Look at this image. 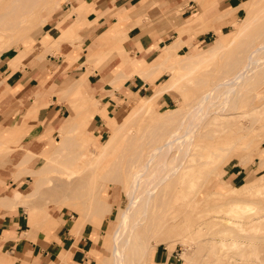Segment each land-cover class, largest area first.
Returning <instances> with one entry per match:
<instances>
[{"label": "bare ground", "instance_id": "6f19581e", "mask_svg": "<svg viewBox=\"0 0 264 264\" xmlns=\"http://www.w3.org/2000/svg\"><path fill=\"white\" fill-rule=\"evenodd\" d=\"M39 1L0 0V38L19 31L24 23L34 16L39 23H43L48 18L38 13L40 11L38 9L46 8L49 2L54 4L53 7H59V0H42L38 3ZM243 7L246 14L239 26L232 31L231 39L227 43H223L218 37L199 52L195 54L186 52L179 61L169 65H166L167 61L183 46L182 34L168 45L163 57L158 55L151 61L143 60L142 66L133 70L128 64V59L138 50H131L126 46L127 32L119 30L121 33L117 38L121 45L118 49L120 53L128 54L127 59L123 61L127 73L136 72L146 79L154 72L168 70L169 80L158 86L157 90L153 89L148 96L139 97L131 106L135 107L134 116L140 113L142 115L135 120L137 127L134 122L125 125V128L121 123L124 112L131 107H122L112 114H106L105 123L110 132L108 131L109 136L102 143L87 133L88 129L84 130L90 127L89 123L94 114H100L95 106L94 112H87L85 109L72 111L58 125L57 145L61 148H58L57 152L65 153L72 164L66 170H60V176L53 177V180L58 181L53 186V191H56L57 187L59 189L74 187L73 191L88 196L87 200H82L84 209L76 217L72 230L78 232L88 221L90 213L111 211L108 202L97 198L102 186L91 190L90 182L83 181L86 170L101 172L103 182L108 177L121 185V200L120 204L115 206L116 220L112 225L108 245L110 255L107 262L110 264H148L147 260L151 258L154 247L159 243L163 242L170 246L177 244V240L182 243L188 241L187 236L180 230L185 224V219L177 221L175 217L177 215L175 201L177 195H180L179 191L184 188L185 195L195 200L202 193L204 176L213 172L215 175L219 174L222 160L239 148L250 146L253 138H248V135L253 130L254 123L262 121L260 129H264V0H246ZM222 17L220 15L217 19ZM211 26L213 25L208 23L203 29ZM38 48L39 46L36 47ZM37 56L41 55L37 52L35 58ZM34 61L35 59L32 62ZM194 81L200 85H196L199 88L190 97L184 91L181 92L184 101H181L178 107L169 108L170 113L159 121L150 125L146 122L160 96L192 87L194 85L190 84ZM182 82L186 84L181 85ZM82 86V80L76 79L71 83V90L78 89V94H81L84 92L81 90ZM118 87L113 86L114 89ZM45 104L33 101L30 106L37 108L38 111ZM246 117L250 118V122L244 124L241 119ZM122 128L124 132H121ZM75 131L82 136L78 141L82 148L78 151L65 152L67 142L71 143L70 139L73 138V136L68 138L67 135ZM151 139H154V142L149 150L142 148L133 151L134 156H126L125 144ZM0 144L2 145L1 141ZM108 146L111 147L105 151V147ZM1 150L0 166L12 160L7 152L8 147L6 151ZM101 154L104 155L99 159ZM259 166L263 167L264 162L261 161ZM39 172L40 168H35L28 173L34 175ZM125 176L126 185L122 181ZM49 180L43 177L35 178L33 187L24 194V198L32 197ZM254 189L258 195L264 193V185L242 186L233 192L241 191L247 194ZM226 191L229 190L218 184L215 191L205 198L220 196ZM231 201L226 212L236 218H225L226 223L231 224V228L238 229H243L246 224L254 231H258L264 222V214L251 216L248 212L254 210L257 202L250 201V198ZM46 218L51 219L52 216L48 213ZM229 231L232 232L231 229ZM179 235L180 237L176 238ZM220 240L222 246L229 243L236 246L246 241L239 240L234 235ZM255 250L253 247V251ZM183 256L187 258V254Z\"/></svg>", "mask_w": 264, "mask_h": 264}, {"label": "rangeland", "instance_id": "374dc122", "mask_svg": "<svg viewBox=\"0 0 264 264\" xmlns=\"http://www.w3.org/2000/svg\"><path fill=\"white\" fill-rule=\"evenodd\" d=\"M81 1L88 5L86 1ZM81 1L66 12L67 14H75L76 22L67 29L62 30L61 36L57 38L50 36L48 33L46 34L45 30L48 28L49 21H51L53 18L55 19V16L61 12L63 7L64 10H66V7L63 5V0H59V7L57 8L53 7L54 4L52 2H49L46 8L38 9L40 10L38 13H41L42 15H45L46 18H48L43 23H39L36 16H32L33 18L28 20L27 23H24V26H22L19 31L16 30V32H12L10 36H4V38H0V71L4 70L6 67L12 71L16 69L22 70L23 66L25 65L31 66L36 64L38 60L42 59L46 53H55L58 43L64 39L70 38L73 35V30L75 27H77L80 14L84 12L83 9H81V11L79 9V4ZM245 1L246 0H242L240 4L232 10L227 9L228 11L225 10L223 12L222 16H228V18L232 17L230 20H226V18L225 20H221L222 24L226 26H224V29L220 30V26H215L216 33L202 43L191 45L189 43L187 44V42H184L183 44L185 45L181 47L179 52L174 57L167 61L166 65L176 63L185 55L186 52H191L194 54L199 52L201 49L213 43V40L217 39L218 37L221 39V41H223V43H227L231 39L233 34L232 31H234V29L239 26V23L246 14L243 7ZM41 2L42 0H40L38 3ZM19 3H21V1ZM153 5H156L157 13H139L137 17L134 16L136 23H140L143 18L145 19L146 23L148 24V28L145 29V31H150L153 25L159 23H164V25L166 24V28L177 30L178 27H175L176 24L179 22L182 23L185 20L183 18L181 19L180 11H177V16L173 18V15L160 14V5ZM230 8L231 7H229V9ZM32 11H35V9H32ZM117 18L120 20L119 28L122 30L127 29L123 28L124 21L128 19L126 12H122L121 14L118 13ZM189 30L191 29H188L187 31ZM193 30V33H198L197 30ZM190 32L192 31L184 33ZM119 33L121 32L119 31L114 35L108 34L102 38L103 47L105 49H110L111 54L121 58L120 64L111 71V76L108 79L112 86H120L116 84L119 79L122 80L120 81L122 83L127 78H131L133 73H136L133 72L128 74L125 68L121 67L123 65V61H125V58L122 57L123 55L120 53L119 49L117 48V43L115 42V39ZM37 46H39L38 49H36ZM36 51L41 56H37L35 58V55L37 54ZM90 57L91 56L89 53L85 61L87 70H89L88 66H92L93 69H101L112 60L102 59L96 60L93 63ZM34 59L36 62H32ZM217 59L219 60V58ZM104 61L107 62L104 63ZM165 73L166 74H163L159 80L160 85L170 78L168 70H166ZM0 74V83H2L3 81L1 76L4 73L1 72ZM159 74H161V72ZM138 75L143 78L142 75ZM85 76L86 74L77 79L83 81ZM210 78L211 77H208V79ZM184 84L186 83H181V85ZM190 85L194 86L187 87L184 90L177 91L175 93H166L160 96L154 104V110L151 111L152 115L146 119V122L150 125L153 122L162 119L164 115L170 113L169 108H176L181 101H184L181 92L184 91V93H187L190 97L193 92L199 88L196 85L200 84L197 81H194ZM6 89L7 87L3 88V86L0 85V141L2 143V145L0 144V150L2 148L4 150L1 151H6L5 149L8 147L9 150H7V152H9L12 160L9 163H5L4 165L0 166V169L2 171L11 173V177L13 178V181H15L14 187H20L23 194L27 193L33 187V181L35 178L43 177L44 179H50L47 183L43 184L40 190L35 192L32 197L25 198V202H28V205L31 209H37L38 213L44 209L53 217H59L64 213L68 214L69 219L66 225L67 227H70L69 225H72V223H74L76 220V217H78L79 214L83 212L84 204L82 200L86 199L88 196L85 194L81 195V192L73 191L74 187H67L66 189H59V187H57V190L53 191V186H55V184L58 182L55 179L53 180V177L59 175L60 170H66L68 166L72 164V161L69 158H66L65 153L57 152L58 148H61L57 145L58 126L55 129L48 127L44 130L42 135L48 138L45 142V147L47 148L41 154L35 155L27 152V154L23 155L22 157V154L18 151L23 150L24 148L23 144H21L19 140L25 135V131L30 128L29 126L35 120V112L37 111V108L34 109L30 106L31 104L29 106L27 105V101H20L19 99H15V102L12 103L13 100L8 99V97L11 96L9 95V92L13 93V90ZM71 89V84L64 88H60V86L56 87L53 90V94L57 96V100L54 103L59 104L64 100L65 107L67 108L65 117L72 111H79L82 109H85L87 112H94L95 106L100 114H94V118L91 119L89 123L90 127H86L84 130L88 129L87 133H90L96 137L97 141L100 143L104 142L108 138L110 132V129L105 123V115L112 114L122 107H131L137 102L139 97L148 96L152 91L145 90L138 95L136 94V96L129 94L125 97L116 99L115 105L113 104L104 106L101 104L99 99H94L93 96L84 88V86H82L81 89L84 92L81 94H78V89ZM155 89L156 88L154 87V90ZM43 93L44 88H41L39 91L34 93L32 100L37 101L40 95ZM51 100L52 99L50 97L49 101ZM134 111L135 107H131L129 110L124 112V115L121 118V123L124 125V128L125 125L133 122L135 127L138 126L135 123V120L142 117V115H140V113L139 115L134 116ZM6 120H8V122H6ZM241 121L244 124L249 123L250 118H242ZM261 124L262 121L260 120L254 123L253 130L248 135V138H253V141L249 147H241L233 154L229 155L228 158L222 160L219 165V169H221L219 174L215 175V172H213L207 174L206 177L204 176L203 180L205 179V183H203L201 186L202 193H200L201 195H198L195 200H192L189 198V196L185 195L184 188L179 191L180 195H177V201H175L177 214L175 217L177 221L185 219V224H183V227H180V230H182V232H184L183 234L187 236L188 241L186 240L185 243H182L180 240H177V244L170 246L163 242L159 243L154 247V253H152L153 255L151 258L147 260L148 264H156V262L159 263L161 262V258H165L168 255H170V262L173 264H264V222L258 231H254L246 224H244L243 229H238L235 227L231 228V224L226 223L227 218H236L231 213L226 212L229 206L228 203L235 199L250 198V201L257 203L255 204L253 211H248L250 212L249 214H251V216L264 214V193L258 195L256 189L250 190L247 192V194H244L241 191L233 192L234 189L240 188L242 186L249 187L253 185L261 187L264 185V166H259L261 161L264 162V150H262V148H264V129H260ZM124 128H122V131H120L124 132ZM67 136L68 138L69 136H73V138L70 139L71 143L67 142L68 147L65 148V152L69 150L72 152L78 151L79 148H82L80 143H78L82 136H79L78 132L75 131L68 134ZM153 142L154 139L148 141L137 140L133 144H125L124 149H126L127 152L126 156H134L132 152L142 148L149 150ZM110 147L111 146L105 147V151ZM54 148H56V151H54ZM84 149H86V147ZM103 155L104 154H101L99 159H102ZM34 157L36 158L31 162L32 165L29 166L40 168L41 172L31 175L28 172L32 169H27L26 164ZM125 164L127 165L128 163ZM26 174H29L30 176L26 177ZM83 181L86 183L88 181L90 182L89 186L91 187V190L102 186L101 191L97 194V198L99 200L106 201V203L108 202L111 207V211L105 210L101 212L90 213L88 221H86L82 227V229L84 228V230H82L84 231L82 235L87 238V254L85 262L82 264H110L107 262V258L110 255L108 245L110 244V232L113 229L112 225L116 220L115 206L120 204L121 200V185L115 179H108V177L107 179H104V182H107V184H104L101 172H94L90 170L85 171V177ZM122 181L126 185L127 177L125 176ZM218 184L223 187V189H228L229 191L222 193L220 196H207L205 198L206 195L212 193V191H215ZM84 187L87 188L86 185ZM76 193H78V195H75ZM1 205L5 207L3 204ZM20 208L26 211L24 206H20ZM55 221L57 222L58 226V219L55 218ZM45 222L46 220L44 223H41L42 225H38L36 230L41 228L44 232H46V234H49L52 232V230L48 231L46 229V226L44 225ZM229 229H231L232 232H230ZM79 231L75 232L74 229L72 230L70 228V234L75 239L80 236ZM180 235L176 238H179ZM230 235H234L239 240L246 241L244 243H239L236 246H232L230 243L222 246L220 239L224 237L226 238ZM253 247H255V251H253ZM184 254H187V258L183 256ZM2 256H4V258L9 257L7 253L2 254ZM60 257L63 261L62 264H66L69 254L67 256V253L63 251L62 254H59V258ZM15 260L13 259V261ZM163 261L164 259L162 262ZM31 263L37 264L34 259L31 261Z\"/></svg>", "mask_w": 264, "mask_h": 264}, {"label": "crops", "instance_id": "0c3cea01", "mask_svg": "<svg viewBox=\"0 0 264 264\" xmlns=\"http://www.w3.org/2000/svg\"><path fill=\"white\" fill-rule=\"evenodd\" d=\"M80 1L63 0L66 10L63 7L61 12L55 16V19L49 21L48 28L45 31L55 38L61 36L62 30L67 29L76 22L75 14H67L66 12ZM84 1L88 5L82 1L79 4L80 11L83 9L84 12L80 14L73 35L60 41L55 53H46L36 64L25 65L22 70L12 71L6 67L0 71V73H4L1 76L3 82L0 85L3 88L7 87L6 90H13V93L9 92L11 96L8 97V99L13 100L12 103L15 102V99H19L20 101H27L26 103L29 106L33 102L34 93L44 88V93L40 95L37 103H46L47 105L39 108L35 120L29 126L30 128L25 131L24 136H20L19 141L23 144L24 149L18 152L22 154V157L27 152L35 155L41 154L47 148L45 142L48 138L42 135L44 130L48 127L55 129L66 115L67 108L64 100L59 104L54 103L57 100V96L53 94L56 87H67L77 78L86 74L82 85L94 99H99L104 106L115 105L116 99L120 97L129 94L136 96V94L138 95L145 90L158 88L160 78L163 74H166L164 70V72L160 71L161 74H159L160 72H154L146 79L137 73H133L131 78H127L122 83L120 82L122 80L119 79L116 82L117 85H120L117 89H113L112 84L108 81L111 71L120 64L121 58L111 54L110 49L103 47L102 38L108 34H117L119 30H122L119 28L118 13L126 12L128 17L123 23V28H127L125 29L128 36L126 46L131 50H138L135 55L129 57L128 64L133 70H137L142 66L143 60L148 62V60L151 61L158 55L163 57L168 45L179 34H182L181 38L184 42L194 45L204 42L215 34L214 25L220 26V30L224 29L225 25L222 24L221 20H225V18L230 20L232 17L223 16L221 19H217L218 16L223 15V12L227 9L232 10L242 0ZM153 4L161 6L159 8L160 14L173 15L174 18L177 16V11H180L181 19L185 20L176 24L177 30L166 28V24L159 23L153 25L150 31H145L148 28L145 19L143 18L140 23H136L134 16L137 17L139 13H157L156 5ZM229 7L231 8L229 9ZM208 23L213 26L203 29ZM188 29H191L189 31L192 32L184 33L189 32ZM193 29L197 30L198 33H193ZM115 42L117 48H119L121 42L117 37ZM89 53L93 63L102 59L112 60L101 69H93L90 66L87 70L85 61ZM122 55L127 59L128 54L126 52ZM49 96L52 99L51 101H49ZM35 158L27 162V169L35 168L29 166L32 165L31 162ZM25 176L30 175L26 174ZM14 185L15 181H13L11 173L0 169V264H32L33 259L37 264H62L63 261L59 258V254L63 251L67 253V256L69 254L66 264L84 263L87 254V238L82 235L84 228L80 229V236L75 239L70 234L72 225L70 224V227L66 225L69 219L68 214L64 213L59 217L52 216L51 219H47L48 212L42 209L38 213L37 209H31L28 202H25L21 188L14 187ZM20 206H24L27 213ZM55 218L58 219V226ZM45 220L46 229L48 231L52 230L49 234H46L41 228L36 230V227L44 223ZM6 253L9 257L4 258L2 254ZM13 259L16 260L13 261ZM159 263L173 264L170 262V255L161 258Z\"/></svg>", "mask_w": 264, "mask_h": 264}]
</instances>
